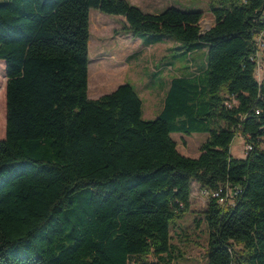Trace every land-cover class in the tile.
Returning a JSON list of instances; mask_svg holds the SVG:
<instances>
[{"label":"trees","instance_id":"obj_1","mask_svg":"<svg viewBox=\"0 0 264 264\" xmlns=\"http://www.w3.org/2000/svg\"><path fill=\"white\" fill-rule=\"evenodd\" d=\"M91 8L122 16L145 45L174 40L170 65L204 51L172 77L155 118L128 82L88 97ZM209 9L204 31L202 11L175 5L0 1V264H171L192 182L208 192L206 264H264V0ZM195 132L207 133L199 155L181 154L170 134ZM236 135L243 158L230 154Z\"/></svg>","mask_w":264,"mask_h":264},{"label":"rangeland","instance_id":"obj_2","mask_svg":"<svg viewBox=\"0 0 264 264\" xmlns=\"http://www.w3.org/2000/svg\"><path fill=\"white\" fill-rule=\"evenodd\" d=\"M2 1V0H0ZM148 12H157L169 5L182 9H197L202 11L200 26L207 30L213 24V15L209 9L210 0H127ZM123 17L102 13L91 8L89 11V65L88 90L99 87L102 94L108 93L122 83H130L136 89L142 101V118H155L163 105V94L159 93L156 73L151 76L169 57L177 43L167 39L151 45H145L140 38L133 36L123 28ZM261 43V42H260ZM204 51L191 53L189 59L174 60L171 68H164L162 88L166 89L171 77L196 70L203 62ZM155 79V81H154ZM5 61H0V138L5 133ZM157 93V94H156ZM176 142L177 150L189 157H197L200 145L207 138V133L195 132L191 135L171 133ZM264 149V141L261 144ZM244 138L236 135L230 144V154L236 158L245 155ZM199 185L192 182L190 208L171 225V242L173 244V260L171 264H206V249L208 243V228L204 218L207 198L200 193Z\"/></svg>","mask_w":264,"mask_h":264},{"label":"crops","instance_id":"obj_3","mask_svg":"<svg viewBox=\"0 0 264 264\" xmlns=\"http://www.w3.org/2000/svg\"><path fill=\"white\" fill-rule=\"evenodd\" d=\"M138 38V37H137ZM140 40V39H139ZM170 61H166V62H164V65L163 66H160V68H159V70L157 69L154 73H151V76L153 77V75H155V73H156V76L157 77H155L156 78V81H155V79H154V81L155 82H158V84H159V93L160 92H162V94H163V97H162V100L164 101V97H165V95H166V92H167V90H168V88H169V85H167L166 86V89H163L161 86H162V79L163 78H165L164 76H163V71H164V68L166 69V68H171V66H172V64L170 65V63H169ZM164 67V68H163ZM188 67V66H187ZM188 69H190V68H188ZM187 69V70H188ZM190 71V70H189ZM154 78V77H153ZM172 79V77L170 78V80ZM170 80H169V84H170ZM101 91L102 90H100V89H95V90H92L91 92H90V96H93V99L94 98H97V97H99V96H101V95H103L102 93H101ZM112 91V90H111ZM105 94V93H104ZM157 94V93H156ZM163 106V105H162ZM161 109H162V107H161ZM161 111V110H160ZM159 111V112H160ZM170 233H171V231H170Z\"/></svg>","mask_w":264,"mask_h":264},{"label":"built area","instance_id":"obj_4","mask_svg":"<svg viewBox=\"0 0 264 264\" xmlns=\"http://www.w3.org/2000/svg\"><path fill=\"white\" fill-rule=\"evenodd\" d=\"M260 46H263V44H260ZM262 69H263V65L260 64V62H257V66H256V78L257 80L261 79V74H262ZM247 146V145H246ZM249 149V146L246 147L245 151ZM201 195H204L207 197L208 192L206 190H200ZM213 196L215 197H219L217 193H213ZM219 203L224 205L227 201H231L230 198H228L227 196L225 197H219Z\"/></svg>","mask_w":264,"mask_h":264}]
</instances>
